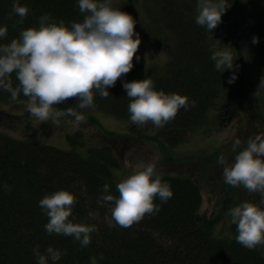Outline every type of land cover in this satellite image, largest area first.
Here are the masks:
<instances>
[{
  "label": "trees",
  "instance_id": "trees-1",
  "mask_svg": "<svg viewBox=\"0 0 264 264\" xmlns=\"http://www.w3.org/2000/svg\"><path fill=\"white\" fill-rule=\"evenodd\" d=\"M15 3L29 9L23 23L12 11ZM197 4L198 0H145L139 10L135 4L121 9L135 20L139 17L143 33L170 58L164 65L147 67L137 52L139 59L134 58L133 69L109 88L110 95L95 97L94 109L121 120H130L125 81L151 79L156 90L188 97L189 107L181 108L164 127L146 124L155 131L152 139L172 154L188 142L192 132L204 127L210 112L223 99L231 77L230 70L215 68L211 59L214 38L206 27L196 24ZM255 12L246 32L251 52L264 69V9ZM47 14L56 21L63 20L68 27L82 22L86 15L80 12L78 0H0V27L8 30L0 38V45L19 39L22 30L38 28L40 17ZM218 26L222 28L221 23ZM253 37H258L259 43L253 44ZM11 80L13 88L19 86L15 73ZM238 97H225L224 111L238 113L237 107H244L245 102L243 95ZM22 101H28L22 92L12 100L11 93L0 89V110L5 104ZM76 103L70 99L56 107L65 110ZM218 116L224 118L226 113ZM102 136L99 145L87 146L79 136L68 134L70 148L64 149L0 131V264H38L34 254L37 246L41 254L49 247L61 253L58 261L49 257L48 264H264V247L250 250L237 243L236 225L230 226L227 236L216 233L219 220L200 211L203 196L197 178L184 174L159 172L173 196L167 202L157 197L155 203L160 210L146 214L131 227L115 225L111 205L100 197L105 184L109 185V194L119 196L118 171L123 166L122 155L127 152L123 146L129 147L131 135L102 131ZM196 157L184 158L188 161ZM60 190L76 197L69 220L96 228L86 247L72 236L49 234L45 229L49 217L39 202ZM256 202L264 208L259 193Z\"/></svg>",
  "mask_w": 264,
  "mask_h": 264
},
{
  "label": "clouds",
  "instance_id": "clouds-1",
  "mask_svg": "<svg viewBox=\"0 0 264 264\" xmlns=\"http://www.w3.org/2000/svg\"><path fill=\"white\" fill-rule=\"evenodd\" d=\"M112 5L113 0H78L80 12L86 14L82 22H73L68 27L63 20L43 15L38 28L22 30L19 39L0 45V89L11 93L12 100L22 92L28 98L27 111L40 122L51 121L58 126L60 117L68 116L73 118L69 121L72 127L79 128L86 122L82 110L95 108L97 94L107 98L109 88L133 69L134 58L139 59L136 54L141 39L135 30L136 20ZM230 6L228 0H198L196 24L212 32ZM12 11L20 17L19 23H23L29 13L28 7L19 3L13 5ZM7 31L6 27H0V38L5 37ZM252 43H259V38L253 37ZM211 59L215 61V68L223 72L236 67L229 48L215 51ZM13 73L19 82L16 88L12 86ZM236 78L234 73L229 83ZM259 87H264V78ZM123 88L130 99V120L137 126L151 122L156 127H164L175 119L181 108L189 107L188 97L156 90L151 79L125 81ZM70 99L78 101L75 108L55 110L54 106ZM240 144L241 141L235 139L233 151ZM218 163L224 165L226 184L259 193L264 205V137H250L246 147L235 156L234 163L228 164L223 155ZM116 188L118 197L109 194V185L105 184L100 199L111 205L109 211L115 225L124 228L139 222L146 214L158 212L157 197L167 202L173 196L170 185L162 180L151 162L136 164L133 174ZM76 202L73 193L60 190L46 195L39 206L49 217L45 225L49 234L72 236L86 247L96 228L69 220ZM228 215L237 228V243L250 250L264 247V208L244 202L230 209ZM110 226H114L111 221ZM34 254L38 264H48L49 257L54 262L61 258V253L52 247L41 254L37 246Z\"/></svg>",
  "mask_w": 264,
  "mask_h": 264
},
{
  "label": "rangeland",
  "instance_id": "rangeland-1",
  "mask_svg": "<svg viewBox=\"0 0 264 264\" xmlns=\"http://www.w3.org/2000/svg\"><path fill=\"white\" fill-rule=\"evenodd\" d=\"M145 0H113V7L126 9L128 4H135L139 10ZM243 10H241V2ZM236 0L228 1L231 6L222 17L221 26L209 31L214 38V52L223 48L231 49L236 67L228 69L231 76L235 73L234 82L225 85L223 99L244 96V107H237L238 113L232 115L224 111L223 99L216 109L210 112L207 123L189 135L188 142L175 148V153L153 140L155 131L147 125L137 126L130 120H121L96 109L82 110L86 122L79 128H73L69 123L72 117H60V124L54 126L51 121L40 122L33 118L27 111V101L3 105L0 110V131L16 138H33L38 142L51 144L64 149H69L66 140L68 134L79 136L84 143L99 145L102 140V131H113L118 134H130L129 147L122 155L123 166L118 171L119 182L133 174L136 164L151 162L158 172L166 174H184L197 178L203 196L201 213L218 219L216 233L227 236L230 233V209L244 202L257 205V193L247 191L243 186L232 187L224 182V165L218 163V158L223 155L228 164L234 163L235 156L247 145V140L252 137H264V87H259L264 78V69L260 67L258 59L251 52L248 33V20L256 10L264 9V0ZM143 12L141 11L140 14ZM232 14V15H231ZM231 15L232 17H230ZM136 33L139 34L141 45L138 53L142 56L147 67L160 66L168 62L170 55L149 40L143 33L141 20L136 18ZM218 40V41H217ZM246 72H244V70ZM73 108L76 105L72 106ZM57 111H64L54 106ZM226 113L219 117L218 114ZM216 115V116H215ZM97 121V122H96ZM131 127L134 130H131ZM133 138V141H132ZM235 139L241 141L240 146L233 151L232 144ZM181 152V153H177ZM196 155L194 160L188 161L185 156ZM198 163V164H197ZM97 264V263H96Z\"/></svg>",
  "mask_w": 264,
  "mask_h": 264
}]
</instances>
